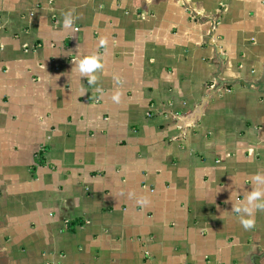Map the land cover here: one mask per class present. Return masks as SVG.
Returning <instances> with one entry per match:
<instances>
[{
  "label": "crops",
  "instance_id": "obj_1",
  "mask_svg": "<svg viewBox=\"0 0 264 264\" xmlns=\"http://www.w3.org/2000/svg\"><path fill=\"white\" fill-rule=\"evenodd\" d=\"M255 175L264 0H0V264H264Z\"/></svg>",
  "mask_w": 264,
  "mask_h": 264
},
{
  "label": "clouds",
  "instance_id": "obj_2",
  "mask_svg": "<svg viewBox=\"0 0 264 264\" xmlns=\"http://www.w3.org/2000/svg\"><path fill=\"white\" fill-rule=\"evenodd\" d=\"M72 23L73 20L71 13L69 12L65 14L63 26L65 28H69L72 26ZM100 43L103 44L104 41L101 40ZM101 67L102 64L100 62L99 56L96 54L83 56L76 64V70L81 74L82 77H87L89 84L96 80L94 73ZM252 179L257 185L264 184V176L255 175ZM262 196H264V191L259 189L252 190L245 198L246 203H241L239 206L234 207L233 211L240 212L246 214L248 217H251V214L255 208H264V202H258ZM240 223L245 229H248L253 226L254 221L251 218H245L244 215H241Z\"/></svg>",
  "mask_w": 264,
  "mask_h": 264
}]
</instances>
